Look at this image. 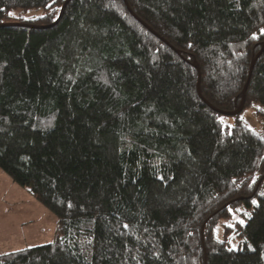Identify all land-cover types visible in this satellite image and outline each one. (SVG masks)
Here are the masks:
<instances>
[{
	"label": "trees",
	"instance_id": "1",
	"mask_svg": "<svg viewBox=\"0 0 264 264\" xmlns=\"http://www.w3.org/2000/svg\"><path fill=\"white\" fill-rule=\"evenodd\" d=\"M68 1L0 0V171L58 221L0 264H264V0Z\"/></svg>",
	"mask_w": 264,
	"mask_h": 264
},
{
	"label": "rangeland",
	"instance_id": "2",
	"mask_svg": "<svg viewBox=\"0 0 264 264\" xmlns=\"http://www.w3.org/2000/svg\"><path fill=\"white\" fill-rule=\"evenodd\" d=\"M42 15L15 13L10 21H29ZM235 120L222 118L223 124L230 127L235 125ZM244 120L254 128L251 112L246 113ZM243 214V210L232 213L231 221L226 225L234 227L243 221ZM57 224V218L50 211L0 171V257L53 244L57 237ZM218 237L223 238L222 230H218ZM233 243L237 246L235 238Z\"/></svg>",
	"mask_w": 264,
	"mask_h": 264
},
{
	"label": "water",
	"instance_id": "3",
	"mask_svg": "<svg viewBox=\"0 0 264 264\" xmlns=\"http://www.w3.org/2000/svg\"><path fill=\"white\" fill-rule=\"evenodd\" d=\"M71 1H72V0H69V1L66 3V5L64 6L63 11H62V14H61V16H60V18H59V21L62 19L63 14H64V11H65L67 5H68ZM59 21H58L57 23H59ZM15 26H16V25H15ZM18 27L32 28V27H30V26H24V25H18ZM214 111H216V110H214ZM216 112H217L218 114L224 116V117H229V118H235V117H238V116L241 114V110H239V111H237V112H235V113H223V112H220V111H216Z\"/></svg>",
	"mask_w": 264,
	"mask_h": 264
},
{
	"label": "snow or ice",
	"instance_id": "4",
	"mask_svg": "<svg viewBox=\"0 0 264 264\" xmlns=\"http://www.w3.org/2000/svg\"><path fill=\"white\" fill-rule=\"evenodd\" d=\"M53 3H55V0H53ZM47 7H49V8H51L52 7V5H46ZM9 15H14V13H8ZM261 32L262 33H264V29H261ZM257 37L254 35L253 36V39H256ZM253 182H255V181H253ZM262 195H264V193H262ZM253 203H256V201H253ZM230 211H231V209H230ZM240 223L242 224L243 223V221H240ZM230 227H231V225H229ZM125 227H127V225H125ZM230 250H233V249H230Z\"/></svg>",
	"mask_w": 264,
	"mask_h": 264
}]
</instances>
